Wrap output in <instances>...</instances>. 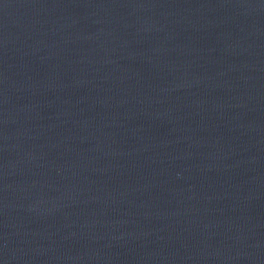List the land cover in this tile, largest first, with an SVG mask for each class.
<instances>
[{
	"label": "water",
	"instance_id": "water-1",
	"mask_svg": "<svg viewBox=\"0 0 264 264\" xmlns=\"http://www.w3.org/2000/svg\"><path fill=\"white\" fill-rule=\"evenodd\" d=\"M0 264H264V0H0Z\"/></svg>",
	"mask_w": 264,
	"mask_h": 264
}]
</instances>
